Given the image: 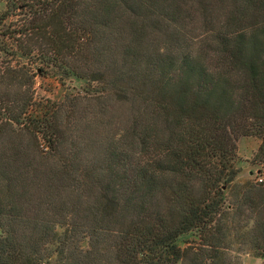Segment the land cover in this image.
<instances>
[{
	"label": "trees",
	"instance_id": "obj_1",
	"mask_svg": "<svg viewBox=\"0 0 264 264\" xmlns=\"http://www.w3.org/2000/svg\"><path fill=\"white\" fill-rule=\"evenodd\" d=\"M5 7L0 264H264V179L235 181L239 136L264 164V0ZM52 68L99 86L37 101Z\"/></svg>",
	"mask_w": 264,
	"mask_h": 264
},
{
	"label": "rangeland",
	"instance_id": "obj_2",
	"mask_svg": "<svg viewBox=\"0 0 264 264\" xmlns=\"http://www.w3.org/2000/svg\"><path fill=\"white\" fill-rule=\"evenodd\" d=\"M6 10L5 0H0V39L1 34L4 32L5 27L14 22L19 16L14 11L8 13V17L5 20H1L2 14ZM15 57L13 60H15ZM21 62H27L28 59L20 58ZM33 61V60H32ZM28 61V62H32ZM40 62L31 63V66H38ZM96 82H89L84 78H79L74 75L62 76L60 72L52 68V71L37 72L34 76V88L37 101H45L50 99L52 101H59L66 94H75L77 92L84 93V91L94 90L98 88ZM237 159L235 161L238 173L235 181L243 183L246 181H256L264 179V164L255 158L257 153L260 138L254 135L239 136L237 139ZM57 231H61L60 227H57ZM193 232H185L180 234L175 243L183 247L185 243L194 238ZM82 247H87V241L84 239L81 242ZM233 255L238 258L239 264H261L262 259L247 247H241L235 244L233 247Z\"/></svg>",
	"mask_w": 264,
	"mask_h": 264
},
{
	"label": "built area",
	"instance_id": "obj_3",
	"mask_svg": "<svg viewBox=\"0 0 264 264\" xmlns=\"http://www.w3.org/2000/svg\"><path fill=\"white\" fill-rule=\"evenodd\" d=\"M259 180H261V179H259Z\"/></svg>",
	"mask_w": 264,
	"mask_h": 264
}]
</instances>
